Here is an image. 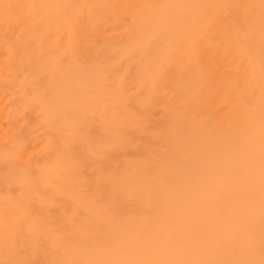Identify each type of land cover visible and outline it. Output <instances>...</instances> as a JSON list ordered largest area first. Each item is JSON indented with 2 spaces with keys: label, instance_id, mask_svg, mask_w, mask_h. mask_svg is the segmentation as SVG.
<instances>
[{
  "label": "bare ground",
  "instance_id": "bare-ground-1",
  "mask_svg": "<svg viewBox=\"0 0 264 264\" xmlns=\"http://www.w3.org/2000/svg\"><path fill=\"white\" fill-rule=\"evenodd\" d=\"M0 264H264V0H0Z\"/></svg>",
  "mask_w": 264,
  "mask_h": 264
}]
</instances>
